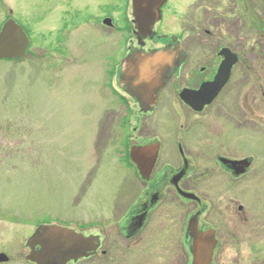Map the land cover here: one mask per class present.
<instances>
[{"label":"rangeland","instance_id":"374dc122","mask_svg":"<svg viewBox=\"0 0 264 264\" xmlns=\"http://www.w3.org/2000/svg\"><path fill=\"white\" fill-rule=\"evenodd\" d=\"M163 12L156 29L183 34L194 56L222 42L242 45L247 94L239 100L228 93L193 116L167 88L159 110L143 120L163 141L159 168L167 164L157 178L180 166L181 140L194 151L251 158L248 174L230 180L216 159L198 157V174L188 183L210 210L242 205L247 212L226 264H264V0H169ZM9 18L32 47L20 61L0 59V251L25 257L41 224H61L102 234L109 250L74 264H176L182 251L188 264L179 235L195 207L187 198L163 203L170 205L153 214L136 246L123 234L132 204L149 193L142 194L147 183L113 147L129 104L137 108L112 93L122 91L110 74L136 43L131 0H0V29ZM107 18L114 27L103 23ZM215 189H224L225 198ZM231 217L234 226L239 219Z\"/></svg>","mask_w":264,"mask_h":264},{"label":"flooded vegetation","instance_id":"af4514ba","mask_svg":"<svg viewBox=\"0 0 264 264\" xmlns=\"http://www.w3.org/2000/svg\"><path fill=\"white\" fill-rule=\"evenodd\" d=\"M164 17L165 14L163 12V17L159 22H162ZM214 19L219 20L220 18L218 15H214ZM216 20H213V22H216V25L221 29V24ZM181 29L183 31L185 28L182 27ZM207 31L208 33H211V30ZM133 35L136 38V43L131 41V43L127 45L126 50H124V56L119 63V68L116 70L113 69V71H110V74L111 77L116 78L117 84L122 91L120 92L119 89H113L112 93L116 94L122 101H125L127 97H130L137 108H130L129 104V109L126 110L124 118L122 119V123L127 122L123 127L122 139L118 145H114L113 147L117 146V153H115L119 160L127 164L135 165L137 169L138 166L134 161V158L130 155V151L134 146L146 144L159 145V153L156 166L153 169L151 181L147 182V186L145 187L147 192L149 191V193H147V198L145 199L144 197L142 203L137 204V206L135 205L128 223L126 224V231H123V234H126V240L132 241L136 246L139 241L138 239H142L139 238L140 233L147 227L153 214L162 207L165 209L170 205L166 204L164 206L163 203H172L174 200H177L181 204H184V197L180 193V189L186 192L195 193L200 200H188L190 202L193 201L195 207L193 210L188 211L187 216L189 219L186 220L185 223H182L179 228L181 250H184L185 252L187 263L191 264L193 256L191 252L192 236L191 231L189 230V222L197 215L198 229L200 231H206L208 229H213L215 231L217 245L213 254V264H226L227 253L231 249L230 246L234 241L233 238H236L235 235H237V231L242 228L238 224L244 223L247 220V212L242 205L234 207L229 205L224 208H219L218 210H215L216 207H212V210H210V208L207 207V202L195 191V189L190 187L188 182L198 174L196 169V160L198 157H207L206 161H209L210 157L216 159L226 174H229L230 180H238L246 176L253 165V160L251 158H232L226 154L215 155L213 151L209 150L205 152L202 151V149L198 151L196 148L195 152L192 147H188V145L181 140L175 145V149L179 156L180 166L174 168L170 177L165 173L159 179L157 177L162 165L167 164V162H164L159 168L163 154V141L160 134H150L149 131L146 130L144 121L147 117L152 116L153 113L159 110V102L161 101L164 92L169 87L171 88V95L169 93V96L180 99V103L185 106V111L183 110V112H188L187 114L193 116L203 113L219 98L228 93H232L233 91L235 98L245 100L247 94V61H245L242 56L243 46L240 45L237 47L222 42L213 51L206 52V55L194 56L191 48L184 44L183 34H164L159 32L155 26L153 34L142 36L141 40L138 38L136 30L135 33L133 32ZM226 48L237 54L238 60L232 66L227 82L213 102L206 105L202 111H197L183 101L182 92L185 89L199 90L203 84L214 81L225 59L223 50ZM155 51L165 54L164 57L167 58V60H163L161 66H157L155 70H152V73L160 74V78L163 81L161 88L156 91L153 100L151 96H149L148 86L141 88L137 85L140 78H142L143 75L145 76L148 71L151 72V70L145 67L144 63L138 62L136 65L137 67L134 68L136 69V72H134L131 66L128 68V60L137 54L145 56V54H153ZM223 159L248 160L249 164L244 167V172H239L241 169L243 170L241 165L237 164L235 167H232L229 164L226 165ZM179 176L180 178L176 182V179ZM224 186L226 185L224 184ZM223 188L225 189V187ZM224 189H222V191L215 189L212 191V194H217L218 196L225 198L226 189ZM216 191L217 193H215ZM219 192L222 193L219 194ZM215 195H213V197H216ZM163 213H166V211ZM232 215L239 219L237 222L234 221V226H232L233 222L231 221ZM100 239L101 245L96 254L69 264L84 262L99 254L108 256L109 250L104 246L105 239L102 236H100ZM1 253H5L8 256V259L6 261H1L0 264H24V258L27 264H35L27 259L30 252H28L25 257H23L22 254L9 255L5 251H0V254ZM183 258L184 254L182 251V254L175 258L176 264H183Z\"/></svg>","mask_w":264,"mask_h":264},{"label":"water","instance_id":"95a60500","mask_svg":"<svg viewBox=\"0 0 264 264\" xmlns=\"http://www.w3.org/2000/svg\"><path fill=\"white\" fill-rule=\"evenodd\" d=\"M168 0H132L133 17L137 28L138 38L153 34V28L157 21L162 18V8ZM106 24H112L111 19L105 20ZM31 40L25 29L13 18L8 19L0 31V59H21L27 54ZM225 59L219 73L214 81L205 83L199 90L185 89L182 92V99L197 111H202L206 105L213 102L227 82L234 63L238 60L237 54L230 49L223 50ZM165 54L155 51L153 54L141 56L137 54L129 59V66L136 72L138 62L144 63L149 68L148 73L137 82L141 88L149 87V96L154 100L156 91L161 88L163 81L160 74L152 73V70L162 65ZM159 153V145L134 146L131 156L134 158L141 175L149 180L156 165ZM226 165L235 167L237 164L243 167L248 166V160L223 159ZM180 176L176 179V182ZM180 193L189 199L199 198L190 192L180 189ZM189 230L192 236V262L191 264H213V254L217 245L215 231L198 229V216H194L189 222ZM101 239L98 235H86L73 228L49 224L39 226L34 234L28 239L27 246L31 251L28 260L36 264H68L71 261H78L98 252ZM38 247V249H37ZM8 259L5 253L0 254V262Z\"/></svg>","mask_w":264,"mask_h":264},{"label":"trees","instance_id":"16d2710c","mask_svg":"<svg viewBox=\"0 0 264 264\" xmlns=\"http://www.w3.org/2000/svg\"><path fill=\"white\" fill-rule=\"evenodd\" d=\"M18 61H20V60H18Z\"/></svg>","mask_w":264,"mask_h":264}]
</instances>
